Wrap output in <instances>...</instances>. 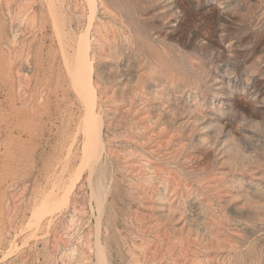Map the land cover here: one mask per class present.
<instances>
[{"label": "rangeland", "instance_id": "1", "mask_svg": "<svg viewBox=\"0 0 264 264\" xmlns=\"http://www.w3.org/2000/svg\"><path fill=\"white\" fill-rule=\"evenodd\" d=\"M47 1L0 0V264H264V0Z\"/></svg>", "mask_w": 264, "mask_h": 264}, {"label": "bare ground", "instance_id": "2", "mask_svg": "<svg viewBox=\"0 0 264 264\" xmlns=\"http://www.w3.org/2000/svg\"><path fill=\"white\" fill-rule=\"evenodd\" d=\"M47 1V0H46ZM94 1L95 0H92L91 2H93V4H94ZM167 1V0H166ZM50 2V1H49ZM86 2V1H85ZM88 2H90V1H88ZM164 2V1H163ZM47 3H48V1H47ZM51 3V2H50ZM92 4V3H91ZM48 5V4H47ZM89 5V4H88ZM49 6V5H48ZM47 6V7H48ZM91 6H93L94 7V5H90L89 7H91ZM122 7V6H121ZM123 8V7H122ZM93 9V8H92ZM51 10H53V9H51ZM161 11V10H160ZM151 12V11H150ZM50 13V12H49ZM90 13V12H89ZM88 13V14H89ZM94 13V12H93ZM91 14V13H90ZM92 16V15H91ZM94 16V15H93ZM93 18V17H92ZM56 19V18H55ZM87 24V23H86ZM57 25V24H56ZM89 25V24H88ZM86 26V25H85ZM135 26V25H134ZM57 28V27H56ZM58 30V29H57ZM178 30V29H177ZM58 34V33H57ZM82 35V34H81ZM84 35V34H83ZM60 36V35H59ZM89 37V36H88ZM88 37H87V35H85V36H83V37H81L80 36V38H78L79 39V41H76L77 43H76V49L74 50V52H73V62H74V67L76 68L75 70H76V72H74V75L75 74H78V81H80L81 83H82V87L80 86V88H81V92H77V93H79V94H82V93H85V94H87V97H88V102H89V100L91 101V104H88V106H91V108H90V113L91 114H94L93 113V109H94V86H93V83H92V65H93V60H92V58H91V56H93V55H89V48H90V38L88 39ZM60 39H61V37H60ZM77 39V40H78ZM63 42V41H62ZM61 42V43H62ZM64 46V45H63ZM65 50V49H64ZM92 52V51H91ZM63 54V53H62ZM72 57V56H71ZM68 59V58H67ZM70 60V59H69ZM66 62V61H65ZM69 66V65H68ZM69 69V68H68ZM67 69V70H68ZM75 70H73V71H75ZM76 76V75H75ZM74 77V76H73ZM73 80L75 81L76 79L75 78H73ZM73 82V81H72ZM79 83V82H78ZM75 84V83H74ZM78 87V86H77ZM80 90V89H79ZM77 91V90H76ZM91 98V99H90ZM93 107V108H92ZM98 115V114H97ZM84 116H85V114H84ZM96 116V115H95ZM97 118L99 117V115L98 116H96ZM87 118V117H86ZM86 120V119H85ZM98 120L100 121V119L98 118ZM101 126H102V124H101V121L100 122H98V126H97V128H96V130L94 131V132H90V128L87 126V125H85V128L84 129H86L85 130V139H86V141H85V144H86V147H87V149H86V151L85 152H83V156H84V160L86 161H91V162H95V161H97L99 158H101V155H102V150H103V148H102V142H101ZM92 135H94L95 136V139H94V136H93V139H92ZM91 139L92 140H94L95 142H97V143H93V141H92V143H91ZM90 141V142H89ZM93 167V166H92ZM93 170V169H92ZM93 172V171H92ZM91 185V184H90ZM97 185V184H96ZM95 185V186H96ZM95 186H93L94 187V189L93 190H95V188L97 189V186H98V188H99V184L95 187ZM92 187V188H93ZM69 188H71V187H69ZM70 190V189H69ZM99 191H100V189H99ZM92 192V191H91ZM96 192V191H95ZM66 193H67V191H66ZM100 194V193H99ZM98 194V195H99ZM66 195V194H65ZM94 197H95V195L94 194H92ZM101 197V196H100ZM64 199H67V198H64ZM95 199H97V198H95ZM100 200V199H99ZM46 201V200H45ZM61 201V200H60ZM64 201V200H63ZM59 203V202H58ZM57 203V204H58ZM65 203V202H64ZM101 202H99V204H100ZM48 204V203H47ZM54 205L55 206V208H56V206H58V205ZM67 204V203H66ZM62 206V205H61ZM54 208V209H55ZM53 210V209H52ZM56 210V209H55ZM59 210V209H58ZM47 211V210H46ZM45 212V211H44ZM48 212V211H47ZM55 212V211H54ZM53 214V213H52ZM42 219V218H41ZM40 220V219H39ZM34 222H35V219L33 220ZM34 222H32V223H34ZM39 222V221H38ZM36 223V222H35ZM34 223V224H35ZM36 227L38 226V223H36V225H35ZM93 245V244H92ZM98 252H99V250H98ZM100 253V252H99ZM98 253V254H99ZM97 254V255H98ZM101 254V253H100ZM101 257H103V255L102 256H100L99 258H101ZM98 260V259H97ZM96 261V260H95ZM99 261H101L100 259H99ZM103 262H104V260H102ZM102 262V264H105V262L103 263ZM100 263V262H99Z\"/></svg>", "mask_w": 264, "mask_h": 264}]
</instances>
